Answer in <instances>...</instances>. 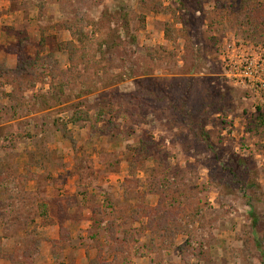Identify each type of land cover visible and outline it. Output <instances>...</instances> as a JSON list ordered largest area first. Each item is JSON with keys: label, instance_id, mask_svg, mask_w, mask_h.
<instances>
[{"label": "rangeland", "instance_id": "obj_1", "mask_svg": "<svg viewBox=\"0 0 264 264\" xmlns=\"http://www.w3.org/2000/svg\"><path fill=\"white\" fill-rule=\"evenodd\" d=\"M5 1L0 264H264V0Z\"/></svg>", "mask_w": 264, "mask_h": 264}, {"label": "built area", "instance_id": "obj_2", "mask_svg": "<svg viewBox=\"0 0 264 264\" xmlns=\"http://www.w3.org/2000/svg\"><path fill=\"white\" fill-rule=\"evenodd\" d=\"M246 69L250 70V66H247ZM249 74V72H248ZM250 76V75H249ZM258 86L261 88V90L264 91V79L260 78V76L257 78Z\"/></svg>", "mask_w": 264, "mask_h": 264}, {"label": "crops", "instance_id": "obj_3", "mask_svg": "<svg viewBox=\"0 0 264 264\" xmlns=\"http://www.w3.org/2000/svg\"><path fill=\"white\" fill-rule=\"evenodd\" d=\"M4 6H6V1L5 0H0V7H4Z\"/></svg>", "mask_w": 264, "mask_h": 264}, {"label": "trees", "instance_id": "obj_4", "mask_svg": "<svg viewBox=\"0 0 264 264\" xmlns=\"http://www.w3.org/2000/svg\"><path fill=\"white\" fill-rule=\"evenodd\" d=\"M255 8H256V6H255ZM205 142H208V143H207V146H210V143H209V138H208V136H205Z\"/></svg>", "mask_w": 264, "mask_h": 264}]
</instances>
